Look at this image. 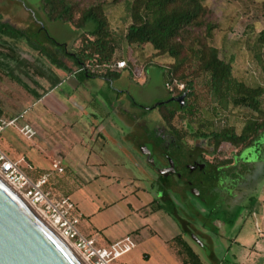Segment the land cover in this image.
I'll return each mask as SVG.
<instances>
[{
	"label": "rangeland",
	"instance_id": "rangeland-1",
	"mask_svg": "<svg viewBox=\"0 0 264 264\" xmlns=\"http://www.w3.org/2000/svg\"><path fill=\"white\" fill-rule=\"evenodd\" d=\"M76 1L81 7H85L105 0ZM207 3L211 11L207 20L222 26L215 39L222 57L233 60L237 76L264 85V57L257 58L247 44L241 42L250 29L258 32L264 27V0H208ZM108 11L113 25L120 32L129 23L125 3L110 5ZM0 17L25 34L21 38L0 35V110L3 117L9 118L25 109L31 98L30 89L35 86L40 66L34 55L39 54L38 49L56 56L54 50H61L59 44L65 43L71 52L80 43L76 44L74 38L79 32L72 24L50 21L47 18L43 0H0ZM47 32L55 43L48 41ZM147 75L146 85L142 83L141 88L131 87V98L138 104L131 111L127 109L126 114L135 117L145 115V127L154 134L158 126L167 128V123L153 106L168 98L170 92L166 87L163 70L158 66L149 67ZM142 79L141 77L140 83L143 82ZM130 80V71L126 69L119 85L128 89ZM199 94L202 116L214 121V129L235 126L240 131L245 120L252 114L248 108L229 105L220 107L221 115L215 116L213 101L206 95V91L199 89ZM200 123L205 125L203 120L195 118L193 124L199 127ZM174 124L180 130L182 126L192 125L189 119L179 118ZM185 137L188 143L184 140L179 147L165 149L180 161L185 178L192 173V167L190 170V166L185 165L192 163L194 154L191 148L197 143L204 146L208 162H214L219 168L206 169L205 172L199 170L193 174L203 178L202 184L210 191L203 209L210 212L212 204H216L213 215L219 218L221 229H218L219 232L211 227L208 229L209 234L217 239L218 254L226 253L237 261H249V264H263V250L254 249V243L264 241V136L257 146L236 148L223 143L217 151H213L209 141L203 137L191 134ZM34 138L35 135H26L19 128H8L0 136V146L13 145L15 139L25 143L34 141ZM161 143L162 140H158V144ZM25 155L28 156L26 152ZM145 166L149 170L148 165ZM103 171L106 176L99 180H69L67 185L49 180L54 191H66L70 196H55L50 189L47 191L55 201L68 198L75 204L76 213L80 216L78 228L85 236L94 239L96 247H109L115 243L130 247L128 252L113 260L112 264H179L180 259L174 249L166 243L170 237L167 226L158 220L164 214L163 209L154 211L158 204L152 201L159 190L150 180V172L148 171L150 175L145 174L134 164ZM169 194L176 208L182 207L190 212V205L177 191L169 189ZM202 239L206 240L204 237Z\"/></svg>",
	"mask_w": 264,
	"mask_h": 264
},
{
	"label": "trees",
	"instance_id": "trees-1",
	"mask_svg": "<svg viewBox=\"0 0 264 264\" xmlns=\"http://www.w3.org/2000/svg\"><path fill=\"white\" fill-rule=\"evenodd\" d=\"M207 1L105 0L81 7L76 0H43V10L50 21L67 22L78 30L75 41L80 45L74 51V56L79 65L116 63L120 60L116 55L122 50L126 56L136 49L142 50L145 63L158 66L165 74V83L173 84L169 99L173 94L177 97L185 95L183 105L170 101L153 106L168 127L180 137L190 134L203 137L209 141L213 151H217L223 143L236 148L260 145V139L264 136V85L237 76L233 60L222 57L221 50L215 44L216 33L222 26L207 20L211 12ZM120 2L126 5L129 23L119 32L112 23L108 7ZM254 32L255 29L247 31L241 42L261 59L264 57V27ZM0 35L10 38L25 36L1 17ZM47 38L53 44L54 39L48 32ZM227 40L228 34L226 43ZM59 45L65 50V43ZM51 59L58 62L53 57ZM128 60L127 63L136 61ZM99 74L110 82L120 75L116 69ZM199 89L206 91L213 101L215 116L221 115L219 108L223 106L248 108L252 114L245 120L242 129L238 131L235 126L214 129V121L202 116ZM3 118L0 110V123ZM177 118L189 119L192 125L182 126L180 130L174 124ZM195 118L203 120L205 125H194ZM167 209L169 213H175L172 206L167 205ZM175 242L179 246L178 255L183 264H204L182 235L176 236Z\"/></svg>",
	"mask_w": 264,
	"mask_h": 264
},
{
	"label": "crops",
	"instance_id": "crops-1",
	"mask_svg": "<svg viewBox=\"0 0 264 264\" xmlns=\"http://www.w3.org/2000/svg\"><path fill=\"white\" fill-rule=\"evenodd\" d=\"M59 48L60 51L54 50L56 56L38 49L39 54L34 55L39 61V72L35 86H31V98L26 108L2 119H16L26 112L25 117L12 125L4 126L0 136L8 128H19L22 132L25 122H28L37 131L34 141L23 143L15 139L13 145H1L0 148L11 159L18 161L33 179L38 180L46 174L49 180H57L61 185L69 184V180H99L106 176L104 169H118L129 164H134L145 174H149L140 147L143 144L151 145L154 134L145 127V115L135 117L126 114V111L133 110L134 105L138 104L131 98V87L141 88L142 83L146 85L148 69L154 65L145 63L142 50L136 49L128 56L122 50L117 53L116 58L136 61L129 62L126 68L119 70V77L110 82L98 73L89 72L84 65L77 64L74 48L71 52L67 45L65 50ZM126 69H129L131 77L128 89L119 85ZM163 75L165 79L164 72ZM141 77L143 82L140 83ZM54 160L61 161L63 171L53 168ZM48 183L45 189H50L53 195L70 196L66 191H54L49 181ZM51 185L54 186V183ZM154 202L158 204L154 211L163 209L164 214L158 220L167 226L170 237L166 243L174 249L180 259L179 264L183 262L178 255L179 246L175 242L178 235L183 236L204 264H249V261H237L226 253L218 254L217 239L209 234L208 229L211 227L217 232L221 229L219 218L213 215L216 204H212L210 212L203 208H191L189 212L178 207V212L171 214L167 205L156 197L152 203ZM169 202L174 205L173 200L170 199ZM254 249H261L264 253V241L254 243Z\"/></svg>",
	"mask_w": 264,
	"mask_h": 264
},
{
	"label": "water",
	"instance_id": "water-1",
	"mask_svg": "<svg viewBox=\"0 0 264 264\" xmlns=\"http://www.w3.org/2000/svg\"><path fill=\"white\" fill-rule=\"evenodd\" d=\"M185 95L170 100L184 104ZM168 100V101H170ZM161 101L156 106L163 104ZM0 264H91L0 172Z\"/></svg>",
	"mask_w": 264,
	"mask_h": 264
},
{
	"label": "built area",
	"instance_id": "built-area-1",
	"mask_svg": "<svg viewBox=\"0 0 264 264\" xmlns=\"http://www.w3.org/2000/svg\"><path fill=\"white\" fill-rule=\"evenodd\" d=\"M127 66V60L122 59L105 65H87L85 69L99 74L109 69L121 70ZM166 87L169 91L174 89L171 82H166ZM25 113L16 119L1 120L0 131L4 126L12 125L16 120L25 117ZM21 130L26 135L29 133L34 136L37 133L35 127L28 122H25ZM53 168L63 171L61 161L54 160ZM0 172L49 222L78 247L91 264H112L113 260L129 251V246L123 247L120 243L111 244L109 247H96L94 239L85 236L78 228L80 216L76 213L75 204L68 198L55 201L45 189L49 176L44 174L38 180L33 179L18 161L11 159L1 148Z\"/></svg>",
	"mask_w": 264,
	"mask_h": 264
},
{
	"label": "flooded vegetation",
	"instance_id": "flooded-vegetation-1",
	"mask_svg": "<svg viewBox=\"0 0 264 264\" xmlns=\"http://www.w3.org/2000/svg\"><path fill=\"white\" fill-rule=\"evenodd\" d=\"M172 97L177 96L173 95ZM168 100L170 99L165 98L159 102L163 101L169 103L170 101H173ZM186 138L185 135L180 137L178 133L170 127L162 128L161 126H158L154 131V138L151 140V145L143 144L140 147V152L149 167V172L151 174L150 180H152L153 185H156L159 190V193L156 195L157 200L165 205L172 206L175 209V212L177 211V208L169 202L170 199L172 200L169 194V189L177 191L180 194V197L187 202L191 208L201 209L207 204V195H209L210 191L207 189V186L202 184L204 179L198 176L195 177L193 174L199 170L205 172L206 169H217L214 162H208L209 160L205 158V151L203 150L204 146L197 143L191 148L193 149L192 153L194 154L192 163L185 165L188 167L190 166V170L192 167V173L185 178L181 172L182 164L180 161L177 158H173V156L165 149H169L171 146L179 147L180 142H183L184 140L188 143ZM158 140H162V143L158 144Z\"/></svg>",
	"mask_w": 264,
	"mask_h": 264
}]
</instances>
